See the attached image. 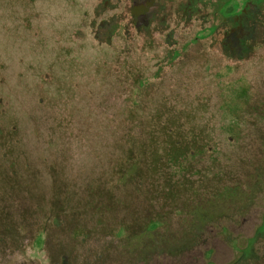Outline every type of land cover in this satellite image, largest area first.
Instances as JSON below:
<instances>
[{
  "label": "rangeland",
  "instance_id": "obj_1",
  "mask_svg": "<svg viewBox=\"0 0 264 264\" xmlns=\"http://www.w3.org/2000/svg\"><path fill=\"white\" fill-rule=\"evenodd\" d=\"M235 2L168 38L134 0H0V264H264V0L244 57Z\"/></svg>",
  "mask_w": 264,
  "mask_h": 264
},
{
  "label": "flooded vegetation",
  "instance_id": "obj_2",
  "mask_svg": "<svg viewBox=\"0 0 264 264\" xmlns=\"http://www.w3.org/2000/svg\"><path fill=\"white\" fill-rule=\"evenodd\" d=\"M185 2L187 7H175L179 2ZM230 1V0H229ZM135 4L132 9V15L135 18V26L142 31H148L151 28H156L161 33L168 32V38L174 35L175 27L170 28L177 21H193L196 18L198 21H216L217 19L211 18L210 13L200 15V18L197 17V5L200 3V0H134ZM219 8L214 13L217 15L220 13L222 21L228 22L240 21V25H235L231 28L230 31L226 30L227 24L224 23L219 27V30L224 31L225 41L223 43L224 47H229L233 54L238 55L239 57H244L248 52L246 50V42L248 38L253 36L254 31H256L257 18L260 10L251 3V0H236V2L231 6V12L229 14L222 13L223 3H219ZM181 8L186 15L185 18H180ZM170 21V23H169ZM176 24V26H177ZM159 27V28H158ZM217 28L204 29V36L211 35L213 31L215 32Z\"/></svg>",
  "mask_w": 264,
  "mask_h": 264
}]
</instances>
